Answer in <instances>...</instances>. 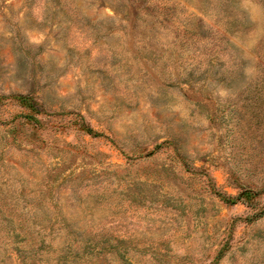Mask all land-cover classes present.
<instances>
[{
	"label": "rangeland",
	"instance_id": "374dc122",
	"mask_svg": "<svg viewBox=\"0 0 264 264\" xmlns=\"http://www.w3.org/2000/svg\"><path fill=\"white\" fill-rule=\"evenodd\" d=\"M0 264H264V0H0Z\"/></svg>",
	"mask_w": 264,
	"mask_h": 264
}]
</instances>
